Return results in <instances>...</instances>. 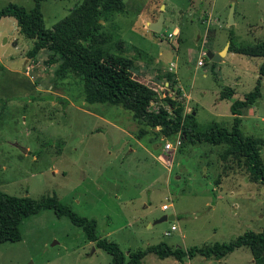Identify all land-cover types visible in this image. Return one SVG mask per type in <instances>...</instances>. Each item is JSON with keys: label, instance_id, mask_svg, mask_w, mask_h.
I'll list each match as a JSON object with an SVG mask.
<instances>
[{"label": "rangeland", "instance_id": "1", "mask_svg": "<svg viewBox=\"0 0 264 264\" xmlns=\"http://www.w3.org/2000/svg\"><path fill=\"white\" fill-rule=\"evenodd\" d=\"M81 1L40 0L46 27ZM10 3L31 9L36 0H0V6ZM162 12L163 28L155 32L147 21H158ZM15 21H0V190L36 199L56 194L78 214L95 218L98 234L116 241L126 255L160 242L187 249L230 242L247 230L264 231V184L251 179L243 158L223 159L225 144L186 137L175 153H165L163 136L130 110L90 103L77 77H57L58 64L46 62L48 50L29 57L34 40L20 33ZM108 25L129 48L146 54L139 78L158 91L153 109L167 94L175 95L164 76L173 63L185 90V113L195 112L198 128L232 127V103L254 89L263 58L229 52L230 37L242 45L264 41V0H126V9ZM175 28L180 32L171 37ZM227 45L222 61L204 55L206 64H198L202 51L220 52ZM228 86L236 92L222 98ZM242 112L243 134L264 138V78L262 96ZM159 155L172 158V165ZM261 157L264 161V145ZM171 214L174 220L157 222ZM20 230L21 240L0 245V264L113 263L82 227L53 209L26 217ZM142 264L256 263L250 248L242 246L222 259L196 255L184 262L149 253Z\"/></svg>", "mask_w": 264, "mask_h": 264}, {"label": "trees", "instance_id": "2", "mask_svg": "<svg viewBox=\"0 0 264 264\" xmlns=\"http://www.w3.org/2000/svg\"><path fill=\"white\" fill-rule=\"evenodd\" d=\"M125 9L126 0H82L54 27L47 28L40 0H36L31 9L16 3L0 6V20L14 17L19 32L34 40L28 56L34 58L41 51L48 50L47 64H58L55 74L61 79L77 77L82 83L86 101L119 105L130 110L139 123L150 127L159 138H174L179 132H183L184 138L193 143L225 144L227 147L222 155L223 159L229 156L239 160L243 158L251 179L264 184V161L261 157L264 138L245 135L240 129L242 109L254 104L262 96L264 41L242 45L236 44L233 37H230L229 51L263 58L259 77L252 91L246 93L243 99L232 103L234 124L231 128L215 124L199 129L194 111L185 113L183 91L180 87L177 88L174 72L168 71L164 76L175 95L167 94L158 109L152 108L158 91L136 75L138 65L126 55L127 41L115 31V26L108 25L116 12ZM226 89L221 97L233 98L235 90L230 86ZM158 127L160 129L156 131ZM141 131L144 133L147 130L143 127ZM43 209H53L59 216H69L74 224L82 227L89 241L95 242L96 247L112 255V264H142L143 258L149 253H155L162 259L172 257L180 262L196 255L222 259L242 246L250 248L256 264H264V231L247 230L230 242H215L187 249L160 242L145 249L129 251L126 255L116 241L98 234V222L95 218L78 214L56 194L36 199L28 194L18 196L2 190L0 245L7 241L21 240V222Z\"/></svg>", "mask_w": 264, "mask_h": 264}, {"label": "built area", "instance_id": "3", "mask_svg": "<svg viewBox=\"0 0 264 264\" xmlns=\"http://www.w3.org/2000/svg\"><path fill=\"white\" fill-rule=\"evenodd\" d=\"M176 34H178V31H176V29L172 32H170V36H175ZM206 55V52L202 51L201 52V55L199 57V60H198V64L199 65H203L204 64V59H203V56ZM172 69V68H170ZM183 139H184V133L183 132H179L174 138H167V137H163V140H164V145H163V150L165 151V153H175L180 147H182L183 145ZM160 156V159L162 160V162L166 165H168L169 167L172 165V158L170 159H165L163 158L161 155ZM163 209L164 210H167L169 209V205L167 204H164L163 205ZM177 227L175 225L172 226L171 230H176ZM171 230L169 231H166L165 234L166 235H170L171 234Z\"/></svg>", "mask_w": 264, "mask_h": 264}, {"label": "water", "instance_id": "4", "mask_svg": "<svg viewBox=\"0 0 264 264\" xmlns=\"http://www.w3.org/2000/svg\"><path fill=\"white\" fill-rule=\"evenodd\" d=\"M234 14H235V2L233 1L231 6H230V12H229V23L234 22ZM164 25V13L162 12L158 21L153 22L150 24L149 28L155 32H160L163 28ZM229 49V46L227 45L222 51L220 52H215L213 50H208L206 55L215 62L221 61L222 57L224 55V52H227ZM195 114V112H194ZM175 219V215L171 214V215H164L163 217H161L157 222H163L165 220H174Z\"/></svg>", "mask_w": 264, "mask_h": 264}, {"label": "crops", "instance_id": "5", "mask_svg": "<svg viewBox=\"0 0 264 264\" xmlns=\"http://www.w3.org/2000/svg\"><path fill=\"white\" fill-rule=\"evenodd\" d=\"M0 21H2V19L0 20ZM16 22V21H15ZM147 23L150 25L152 22L151 21H147ZM17 28H18V26H17ZM176 29V31H178V33L180 32V30H179V28H175ZM19 30V29H18ZM176 35H178V34H176ZM175 35V36H176ZM128 46V48H129V45H127ZM133 50V52H130V55H129V57H131L132 59H134L135 60V62H136V64L138 65V68H137V71H136V75L137 76H139V77H144L143 75H142V70H140V67H139V65L141 66L142 65V59H141V56L143 55V56H145L146 57V54H144L143 52H142V50H140V49H138V48H132V47H130L129 49H128V51L129 50ZM127 52V51H126ZM216 52V51H215ZM230 52V51H229ZM228 51L225 53V55H223V57H222V60L227 56V54L229 53ZM128 53V52H127ZM200 57V56H199ZM221 60V61H222ZM206 63H205V61H204V64L203 65H205ZM142 67H146V66H142ZM170 68H172V69H170ZM168 71L169 72H174L175 73V76H176V79H177V88L178 87H181L182 88V90H184L183 89V86L181 85V83H180V80H179V78H178V75L176 74V72H175V70L173 69V63L171 64V66L168 68ZM159 78V80H160V77H158ZM155 83L157 84V85H159V83L157 82V80H156V78H155ZM166 83V85L169 87V82L168 81H166L165 82ZM169 89H171V88H169ZM234 89V88H233ZM235 90V89H234ZM185 91V90H184ZM169 92H173L172 91V89L169 91ZM235 92H236V90H235ZM171 94H173V93H171ZM185 95H186V93H185ZM156 131H158V130H156ZM162 149H163V146H162ZM135 151V149L133 148L132 149V152H134Z\"/></svg>", "mask_w": 264, "mask_h": 264}]
</instances>
